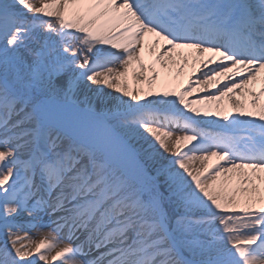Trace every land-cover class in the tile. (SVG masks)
Here are the masks:
<instances>
[{"label":"snow or ice","instance_id":"snow-or-ice-1","mask_svg":"<svg viewBox=\"0 0 264 264\" xmlns=\"http://www.w3.org/2000/svg\"><path fill=\"white\" fill-rule=\"evenodd\" d=\"M0 237V264H264V0H0Z\"/></svg>","mask_w":264,"mask_h":264},{"label":"rangeland","instance_id":"rangeland-1","mask_svg":"<svg viewBox=\"0 0 264 264\" xmlns=\"http://www.w3.org/2000/svg\"><path fill=\"white\" fill-rule=\"evenodd\" d=\"M193 87L195 88V84H193ZM113 95H116L114 92L112 93ZM205 93L203 92H200V93H192V95L188 96L187 99H194L196 96H202L204 95Z\"/></svg>","mask_w":264,"mask_h":264},{"label":"bare ground","instance_id":"bare-ground-1","mask_svg":"<svg viewBox=\"0 0 264 264\" xmlns=\"http://www.w3.org/2000/svg\"><path fill=\"white\" fill-rule=\"evenodd\" d=\"M200 73H196L195 75H193L192 76V80L193 81H195V79H196V76H198ZM182 79H186V77L185 78H182ZM106 91H108V90H106ZM200 92H202V91H194L193 93H200ZM31 234V233H30Z\"/></svg>","mask_w":264,"mask_h":264}]
</instances>
